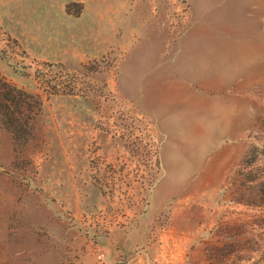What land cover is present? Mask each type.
<instances>
[{
    "label": "rangeland",
    "instance_id": "rangeland-1",
    "mask_svg": "<svg viewBox=\"0 0 264 264\" xmlns=\"http://www.w3.org/2000/svg\"><path fill=\"white\" fill-rule=\"evenodd\" d=\"M0 1V264H264V0Z\"/></svg>",
    "mask_w": 264,
    "mask_h": 264
},
{
    "label": "crops",
    "instance_id": "crops-1",
    "mask_svg": "<svg viewBox=\"0 0 264 264\" xmlns=\"http://www.w3.org/2000/svg\"><path fill=\"white\" fill-rule=\"evenodd\" d=\"M65 0H20L21 6L24 9V11H21V17L19 18L21 21L29 22L30 23V37L31 41L38 42V41H51L50 38L47 36L48 30H45L41 25L40 22H46L49 18L47 12L44 13V8L46 10L55 9L58 6L63 5ZM9 2H12V0H9ZM2 3V4H1ZM0 4L4 7L6 6V3L1 2ZM26 29L24 28V31ZM46 32V34H45ZM48 45V43H46ZM178 90V88H176ZM178 94V91H176ZM175 104L178 106V97L176 98ZM178 108V107H177ZM173 119V125L175 128V133H170L167 136V141L170 143H178V109L174 112ZM175 156V155H174ZM173 159V158H171Z\"/></svg>",
    "mask_w": 264,
    "mask_h": 264
},
{
    "label": "trees",
    "instance_id": "trees-1",
    "mask_svg": "<svg viewBox=\"0 0 264 264\" xmlns=\"http://www.w3.org/2000/svg\"><path fill=\"white\" fill-rule=\"evenodd\" d=\"M1 95V94H0ZM19 107H22L20 103H18Z\"/></svg>",
    "mask_w": 264,
    "mask_h": 264
},
{
    "label": "water",
    "instance_id": "water-1",
    "mask_svg": "<svg viewBox=\"0 0 264 264\" xmlns=\"http://www.w3.org/2000/svg\"><path fill=\"white\" fill-rule=\"evenodd\" d=\"M120 264V263H119ZM123 264H126V263H123Z\"/></svg>",
    "mask_w": 264,
    "mask_h": 264
}]
</instances>
